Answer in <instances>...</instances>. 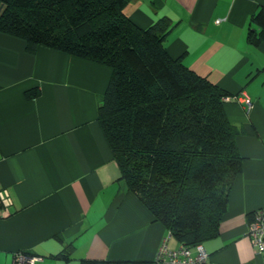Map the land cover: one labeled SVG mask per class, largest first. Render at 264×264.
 <instances>
[{"label": "crops", "instance_id": "0c3cea01", "mask_svg": "<svg viewBox=\"0 0 264 264\" xmlns=\"http://www.w3.org/2000/svg\"><path fill=\"white\" fill-rule=\"evenodd\" d=\"M261 8L264 0H132L124 10L141 28L169 20L167 54L235 95L223 110L242 167L218 234L201 243L205 264H263L248 216L264 207V44L246 39ZM25 47L0 33V264H13L18 252L34 264L154 261L164 238L168 249L180 248L127 192L96 122L109 69ZM34 89L38 96L26 98ZM62 250L68 260L53 257Z\"/></svg>", "mask_w": 264, "mask_h": 264}, {"label": "trees", "instance_id": "16d2710c", "mask_svg": "<svg viewBox=\"0 0 264 264\" xmlns=\"http://www.w3.org/2000/svg\"><path fill=\"white\" fill-rule=\"evenodd\" d=\"M131 1L0 0V33L20 38L31 53L46 48L109 69L96 122L119 179L153 222L192 251L218 234L241 172L235 128L223 110L226 98L235 95L170 57L163 44L170 21L138 27L124 13ZM249 21L256 28L248 31L247 41L264 44V8ZM38 94L25 93L26 98ZM53 257L69 259L64 250Z\"/></svg>", "mask_w": 264, "mask_h": 264}, {"label": "built area", "instance_id": "2783aa9c", "mask_svg": "<svg viewBox=\"0 0 264 264\" xmlns=\"http://www.w3.org/2000/svg\"><path fill=\"white\" fill-rule=\"evenodd\" d=\"M243 102L247 111L252 108L249 99L244 98ZM2 199L4 200L0 194V202ZM248 230L251 243L256 251L262 255L264 264V207L254 213V219L248 224ZM165 242L166 239H162L154 260L155 264H205V254L201 245L195 248L197 255L194 257L183 245L177 250H172L166 247ZM36 260L39 259L18 252L13 257V264H34Z\"/></svg>", "mask_w": 264, "mask_h": 264}, {"label": "rangeland", "instance_id": "374dc122", "mask_svg": "<svg viewBox=\"0 0 264 264\" xmlns=\"http://www.w3.org/2000/svg\"><path fill=\"white\" fill-rule=\"evenodd\" d=\"M171 236V234H169V237Z\"/></svg>", "mask_w": 264, "mask_h": 264}]
</instances>
